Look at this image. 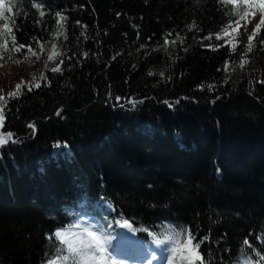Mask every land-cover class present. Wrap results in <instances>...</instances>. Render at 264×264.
Wrapping results in <instances>:
<instances>
[{
	"label": "trees",
	"instance_id": "trees-1",
	"mask_svg": "<svg viewBox=\"0 0 264 264\" xmlns=\"http://www.w3.org/2000/svg\"><path fill=\"white\" fill-rule=\"evenodd\" d=\"M4 3L0 55L30 63L0 101V264L67 255L54 231L82 215L140 244L174 229L194 264H264V26L250 50L208 46L257 7ZM54 50L60 72L40 67Z\"/></svg>",
	"mask_w": 264,
	"mask_h": 264
},
{
	"label": "snow or ice",
	"instance_id": "snow-or-ice-1",
	"mask_svg": "<svg viewBox=\"0 0 264 264\" xmlns=\"http://www.w3.org/2000/svg\"><path fill=\"white\" fill-rule=\"evenodd\" d=\"M9 5H14L16 0H7ZM225 3H231V4H238L240 2L247 4L249 8L254 7H260V5L257 3V0H224ZM35 7H39V5H34ZM10 9L5 6L4 0H0V22H2L5 19L4 13L6 11H9ZM236 15L239 16L240 19H245L246 16L249 15V13L240 7H237L235 9ZM43 15V12H41V16ZM231 19V13L229 14ZM237 21V26H238ZM261 26H264V15L261 16L260 22L255 25L254 30L251 32L250 35H248V49L250 50L252 47V39L254 36L257 35L259 29ZM59 27H63V25H59ZM0 28H2V25H0ZM232 28V24L228 23L225 25L221 32L217 34L216 39H222L225 35H231L229 33L228 29ZM191 30V29H190ZM236 29L233 28V32H235ZM247 29H245V32L247 33ZM3 31H0V36H3ZM231 41H229L230 43ZM23 47V46H20ZM20 47L15 48L16 51L20 50ZM31 52V49H29ZM31 55L36 56V52H31ZM48 60L53 59V55L47 56ZM53 72H60L61 69L59 67H53L51 69ZM38 86V85H36ZM19 88L20 86L17 85ZM13 97H18L20 95V92H15L10 94ZM0 99H3L0 97ZM2 122V121H0ZM10 138V137H8ZM7 139V138H5ZM116 225H118L120 228L127 229L131 232H136L137 229L133 228V226L129 223L128 220H116L114 221ZM111 227V225H108ZM94 225H90L88 227H83L81 224L76 223L71 226H69L68 229L64 231H58L54 235L57 240H59L60 244L56 247V251L60 252L61 247L67 252V255H59L56 259L50 260L49 264H117V260L110 254L109 252V242L111 239H114V237L102 236L98 235L95 231H93ZM180 233L176 232L174 229L170 231V233L163 238H152V241L157 245L160 246L161 244L167 242V241H173V246L169 249L170 257L168 260V264H172V257L174 255L178 254V248L181 247L179 242ZM190 239H194V237H190ZM199 244L194 246L193 253L185 254V259L187 260V264H194L195 259H199L200 257L198 254H195V248H198ZM157 256L153 254L151 259L147 261V264H152L153 260H156ZM264 259V257H262Z\"/></svg>",
	"mask_w": 264,
	"mask_h": 264
},
{
	"label": "rangeland",
	"instance_id": "rangeland-1",
	"mask_svg": "<svg viewBox=\"0 0 264 264\" xmlns=\"http://www.w3.org/2000/svg\"><path fill=\"white\" fill-rule=\"evenodd\" d=\"M260 7H257L256 10L253 13V16L251 19L240 21L238 23L233 24L232 28H229L228 31L231 33V35H225L222 39H215L211 41L208 46L211 48H216L218 46H228L229 48H234L235 46H238L242 44L243 46L248 45L247 37L251 34V32L254 30L255 25L260 22L261 16L264 15V0H261V3L259 4ZM233 28L236 29L235 32H233ZM245 29H247V33L245 32ZM229 41H231L229 43ZM53 55L52 60H48L47 56ZM27 61V60H26ZM25 60H22L21 62L17 63L15 60L10 59V61H7V58H3L2 55H0V97L5 98L7 96H10L11 93H15L17 91V85L23 84V79L20 83H17L16 77L19 76L23 72H26V70L29 68V63ZM246 59L243 58L242 62L245 63ZM60 63V58L57 53V51H49L48 54L44 57L42 63H40L41 68H50L58 67ZM2 99H0L1 101ZM1 109V104H0ZM0 121H2V116L0 113ZM2 122H0V128H1ZM3 141V138L0 136V142ZM86 222V220H84ZM90 225H93L92 223H84L83 227H88ZM93 231H95L98 235L102 236H111V231L108 228L102 227L97 223H94ZM69 227H65L64 229H60L58 231H64L68 229ZM123 230V228H121ZM57 231V232H58ZM126 231V230H123ZM117 239H120L119 237ZM123 239L119 241V243H122ZM112 239L109 242V252L110 254L117 260V264H147V261L151 259L153 254L157 256L156 260H153V264H168V260L170 257L169 248L167 244L163 243L160 246H157L156 244L152 243L150 246H148V250L144 253L139 255L136 253V258L133 260L132 257L130 258H121L116 253V247L112 244ZM178 254L174 255L172 257V264H181L182 261H184L185 254H188V245H183L180 248H178ZM186 260V259H185ZM49 264V263H48Z\"/></svg>",
	"mask_w": 264,
	"mask_h": 264
},
{
	"label": "bare ground",
	"instance_id": "bare-ground-1",
	"mask_svg": "<svg viewBox=\"0 0 264 264\" xmlns=\"http://www.w3.org/2000/svg\"><path fill=\"white\" fill-rule=\"evenodd\" d=\"M87 215V214H86ZM84 217V215H82L80 218Z\"/></svg>",
	"mask_w": 264,
	"mask_h": 264
}]
</instances>
